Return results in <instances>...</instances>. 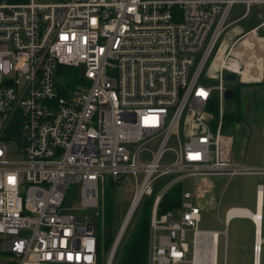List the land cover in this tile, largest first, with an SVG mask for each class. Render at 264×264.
<instances>
[{"label":"built area","instance_id":"2783aa9c","mask_svg":"<svg viewBox=\"0 0 264 264\" xmlns=\"http://www.w3.org/2000/svg\"><path fill=\"white\" fill-rule=\"evenodd\" d=\"M237 3L241 17L264 7L0 0V264H114L132 216L154 193L146 264H215L213 237L225 233L199 228L196 179L264 175V167L235 160L233 139L222 133L226 89L240 77L264 93V45L258 81L243 79L244 62L232 57L264 17L222 49ZM62 67L76 70L75 82ZM226 71L236 80H225ZM125 177L134 193L112 246L101 251L104 190ZM186 178L192 190L183 187L180 205L159 212L163 195Z\"/></svg>","mask_w":264,"mask_h":264},{"label":"rangeland","instance_id":"374dc122","mask_svg":"<svg viewBox=\"0 0 264 264\" xmlns=\"http://www.w3.org/2000/svg\"><path fill=\"white\" fill-rule=\"evenodd\" d=\"M45 3H52L61 0H41ZM245 11L243 4H235L230 11V21L235 20L232 27L227 29L222 39V49L225 45L236 37L238 33H243L258 26L264 17V7L262 5L252 6L247 16L241 17ZM264 45V27L255 30L252 34L242 39L236 46V57L244 61V67L247 71L258 69L260 64V47ZM259 60V61H258ZM22 83L23 80L21 79ZM236 96L233 100H227L223 105V125L222 133L230 135L233 139L232 156L237 161L250 165L248 161L258 158L264 159V93L261 90L259 82L248 83L242 81L239 77L238 86L235 87ZM214 105V112L218 113V106ZM216 113V112H215ZM213 114L215 124L216 114ZM245 156V157H244ZM241 158H245L243 161ZM239 159V160H238ZM256 175V174H254ZM264 177V175H262ZM253 176L239 175L234 177H204L197 178L202 190L197 197V204L201 207L200 229L226 231L228 247H226V258L224 257L225 237H219L218 261L217 264H232V239L238 237H252L253 225L245 218L235 217L224 224L225 209L231 205H248L249 203L251 180ZM182 186L186 190H192L193 180L186 178ZM135 183L131 177H125L119 183H107L104 190L103 207L104 218L96 220L98 234L100 238L101 251H108L112 246L115 235L118 232L126 212L129 208L132 195L134 193ZM111 193V205L108 210L107 193ZM145 205V204H144ZM143 206L132 216L130 226L127 230L129 234L133 228L137 217L142 213ZM178 214V212H176ZM106 215V216H105ZM256 238V237H255ZM256 240V239H255ZM149 243V238H148ZM256 243V241H255ZM227 245V241H226ZM254 249V247H253ZM228 257V258H227ZM253 262H254V257ZM252 258L240 256L236 264H253ZM100 260L103 261L102 256ZM262 264H264V256Z\"/></svg>","mask_w":264,"mask_h":264},{"label":"trees","instance_id":"16d2710c","mask_svg":"<svg viewBox=\"0 0 264 264\" xmlns=\"http://www.w3.org/2000/svg\"><path fill=\"white\" fill-rule=\"evenodd\" d=\"M12 2H24L27 0H9ZM66 73L65 80L68 82H75L74 78L77 75L75 69L71 67H62ZM70 84V83H69ZM162 180L160 184L165 181ZM113 183V182H110ZM183 186L181 183L173 185L167 193L162 197L159 205V212H165L171 208L180 205ZM155 194V193H154ZM145 200L142 213L134 222L133 228L129 234L123 237L120 248L116 254L114 264H146L148 255V238H149V220L151 212V203L153 196ZM108 210L111 205V193H107ZM110 211V210H109ZM106 216V215H105Z\"/></svg>","mask_w":264,"mask_h":264},{"label":"crops","instance_id":"0c3cea01","mask_svg":"<svg viewBox=\"0 0 264 264\" xmlns=\"http://www.w3.org/2000/svg\"><path fill=\"white\" fill-rule=\"evenodd\" d=\"M258 63L260 64V61ZM258 69H259V66H258ZM244 159L241 158L242 161ZM235 160H237V159H235ZM246 162L247 161H245V164H247ZM248 162L250 163V166L264 167V159L259 160L258 158H255V159H252V160H250ZM247 165H249V164H247ZM250 176H253V179L251 180V188H250L251 191H250V197H249L248 201H249L250 205L253 206V210L250 209L248 205L247 206L246 205H240V206L231 205V206H228L225 209L224 221L226 219L227 220V224H228V221L230 219L235 218V217H241V218L248 219L253 225L252 237H248V236L247 237H238V236H234L233 237V239H232V249H231V255L233 257L232 258V264H236L241 255L242 256L245 255L246 258L247 257H249V258L254 257L255 258V253H254L253 247H254L255 241L257 242V238H255L256 237V234H255V230L256 229H258L259 237L263 239L262 243H261L260 254H259V256H260V264H262V261H263V256H264V177L262 175H253V174L250 175ZM218 177H223V176H218ZM259 184L262 185V190L257 192V185H259ZM233 207H242V208L248 209L249 211H251L250 213L252 215L260 213V215H261L260 231H259V227H258L257 223L256 222L254 223L251 218L244 216V214H241V215L240 214H233V215L230 216V214L232 213L231 212L229 214V216H228L229 209H231ZM227 224H225V225H227ZM221 231H223V230H221ZM224 233L225 234L221 235V236L225 237L224 257L226 258V252H227L226 247H228V240L226 238L227 235H226V231L225 230H224ZM215 240H217V238ZM226 241H227V245H226ZM252 263L255 264V261L253 262V258H252ZM225 264H227V260L225 261ZM245 264H247V263H245Z\"/></svg>","mask_w":264,"mask_h":264},{"label":"bare ground","instance_id":"6f19581e","mask_svg":"<svg viewBox=\"0 0 264 264\" xmlns=\"http://www.w3.org/2000/svg\"><path fill=\"white\" fill-rule=\"evenodd\" d=\"M239 43V42H238ZM236 46H237V44H236ZM236 46H235V48H234V52H235V50H236ZM233 59H235L234 58V53H233ZM238 58V57H237ZM238 61L240 60V59H237ZM238 61H236V60H232V61H230V64L232 65V66H235L236 64L235 63H237ZM243 61V60H242ZM244 62V61H243ZM250 72H252V70L251 71H247L246 69H245V67H243V69L241 70V73H242V78L243 79H246V80H249V78H250V74H252V76L253 77H255L256 78V81H258L259 80V78H260V72H258L257 70H254L252 73H250ZM234 211V212H233ZM232 212V213H231ZM231 213V214H230ZM229 214H230V216L231 215H233V214H245V215H248V216H250V217H252L253 219H254V221L257 223V225H258V227H259V231H260V217H261V215H260V213L259 214H251L250 212H248V211H246V210H244V209H233V210H231L229 213H228V216H229ZM258 236V237H257ZM217 238V240L219 241V239H218V237H213V240L214 241H217V240H215ZM256 238H257V242H256V245H257V247L259 248H257L259 251H256V253H255V258H254V261H255V264H260V256H259V254H260V250H261V243H262V238H260L259 237V234H258V229H257V233H256ZM212 254H213V256H214V250H212ZM215 258H216V262H215V264L217 263V260H218V252H217V254H216V252H215ZM213 264V263H212Z\"/></svg>","mask_w":264,"mask_h":264},{"label":"water","instance_id":"95a60500","mask_svg":"<svg viewBox=\"0 0 264 264\" xmlns=\"http://www.w3.org/2000/svg\"><path fill=\"white\" fill-rule=\"evenodd\" d=\"M236 74L233 72H228L226 71L224 73V79L228 80V81H235L236 80ZM236 96V90L234 88H228L225 90L224 92V98L226 100H233ZM132 145H129V147H131Z\"/></svg>","mask_w":264,"mask_h":264}]
</instances>
